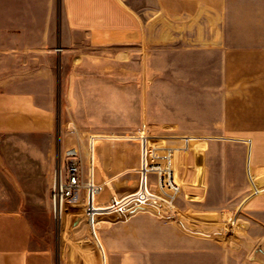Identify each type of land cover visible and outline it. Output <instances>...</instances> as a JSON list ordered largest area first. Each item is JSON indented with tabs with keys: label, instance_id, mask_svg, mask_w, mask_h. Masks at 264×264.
Segmentation results:
<instances>
[{
	"label": "rangeland",
	"instance_id": "1",
	"mask_svg": "<svg viewBox=\"0 0 264 264\" xmlns=\"http://www.w3.org/2000/svg\"><path fill=\"white\" fill-rule=\"evenodd\" d=\"M130 1L140 0H122ZM150 1L152 17L163 18L157 7L166 0ZM167 1L176 5L183 0ZM55 4L61 14V0ZM199 5L195 16L200 26L154 22L146 52L138 45L98 44L86 32L74 29L67 58L57 43L58 56L41 59L42 66L54 69L53 120L40 129L0 130V212L24 214L55 245L57 264H61L64 249L76 242L93 243L99 251V264H264V209H259L264 201L254 200L224 217L199 212L206 192L199 163L209 143L216 140L211 137L197 136L200 139L183 155L178 168L184 225L151 211L134 210L126 216L98 217L94 233L88 220L90 196L83 172L92 180V168L101 166L113 195L135 190L140 178L138 142L130 137L145 131L191 135L177 125L178 87L191 85L194 78L201 86L216 83L219 87L223 81L220 71L228 60L240 66L247 59V47L264 44L250 41L264 36V0H200ZM165 16L174 19L171 12ZM48 29L46 25L42 32ZM54 32L59 34L61 26ZM196 33H216L218 39L230 36L232 42L222 43L232 46L231 58L226 60L224 49L219 48L195 57L177 52L187 44L181 42L183 38ZM31 64L32 59H26L25 65ZM192 65L198 67L195 73ZM209 66L216 67L215 74L204 73ZM71 71L74 82L79 81L73 105L66 93ZM68 149H75L80 166L83 163V186L64 205L58 222L52 189L57 172L65 173ZM95 181L101 182L99 170ZM108 196L109 191L102 190L94 199L105 203Z\"/></svg>",
	"mask_w": 264,
	"mask_h": 264
},
{
	"label": "crops",
	"instance_id": "2",
	"mask_svg": "<svg viewBox=\"0 0 264 264\" xmlns=\"http://www.w3.org/2000/svg\"><path fill=\"white\" fill-rule=\"evenodd\" d=\"M55 2L0 0V130L40 129L53 120L54 69L42 66L41 59L57 57V43L67 58V52H72L74 29L86 32L98 44L138 45L146 52L151 43V27L158 20L200 26L195 16L200 0H183L176 5L160 1L157 10L164 16L160 19L152 17L154 8L150 0L127 4L122 0H61V14L57 13ZM170 12L174 19L165 16ZM46 25L48 32H42ZM56 26H61L59 34L54 32ZM164 35L169 37L168 33ZM232 41L228 35L218 39L216 33H196L184 37L181 42L187 44L177 52L195 57L219 48L224 49L227 60L233 48L223 43ZM250 41L264 42V36ZM245 52L247 59L240 66L228 60L221 68L223 81L219 87L216 83L201 86L195 78L191 85L184 83L178 87L177 125L194 136L216 139L209 143L202 162L199 161L200 179L206 185L203 208L199 211L203 216L224 217L244 204L264 201V44L251 45ZM29 58L32 64L26 66ZM192 67L195 73L198 67ZM204 73L215 74L216 67H205ZM72 74L71 71L66 93L73 105V92L77 91L79 81L74 82ZM202 89L209 92L202 93ZM96 170L100 172L99 184L95 181ZM106 176L101 166L92 168L95 184L109 191L105 202L113 195ZM261 191V196L254 197ZM64 250L61 264H99V251L91 242H76ZM56 259L53 242L41 236L24 214L0 212V264H57Z\"/></svg>",
	"mask_w": 264,
	"mask_h": 264
},
{
	"label": "built area",
	"instance_id": "3",
	"mask_svg": "<svg viewBox=\"0 0 264 264\" xmlns=\"http://www.w3.org/2000/svg\"><path fill=\"white\" fill-rule=\"evenodd\" d=\"M138 142L140 178L138 187L123 195H111L105 203L94 199L103 187L92 179L87 183L90 199L87 203V216L92 230L98 217L115 214L126 216L134 210L151 211L162 218L177 220L185 224L186 213L179 206L182 195V183L179 178V165L183 155L190 151L197 138L194 135L167 134L157 131L135 132L130 137ZM67 166L65 173L57 172L52 189L54 214L59 220L63 206L74 198L76 191L82 187V171L78 152L68 149L65 152ZM251 178V177H250ZM251 181V179H250Z\"/></svg>",
	"mask_w": 264,
	"mask_h": 264
},
{
	"label": "bare ground",
	"instance_id": "4",
	"mask_svg": "<svg viewBox=\"0 0 264 264\" xmlns=\"http://www.w3.org/2000/svg\"><path fill=\"white\" fill-rule=\"evenodd\" d=\"M81 166H82V172H83V163L81 164ZM83 179H84V181H86L87 183L91 182L90 179H89V180L86 179V177H85V175H84V172H83ZM87 183H86V184H87ZM86 184L84 183V185L86 186V188H88V186H87ZM103 190H104V189H103ZM60 215H61V216L58 217V218H59L58 222H60V221L62 220V218H63V215H64V206H63V209H62V212H61Z\"/></svg>",
	"mask_w": 264,
	"mask_h": 264
}]
</instances>
